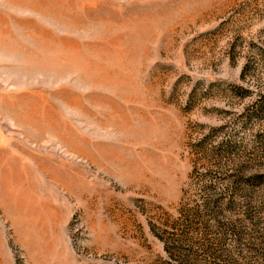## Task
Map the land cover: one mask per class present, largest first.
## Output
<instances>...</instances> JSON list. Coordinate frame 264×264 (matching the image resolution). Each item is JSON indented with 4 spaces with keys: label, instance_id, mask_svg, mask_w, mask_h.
<instances>
[{
    "label": "rangeland",
    "instance_id": "obj_1",
    "mask_svg": "<svg viewBox=\"0 0 264 264\" xmlns=\"http://www.w3.org/2000/svg\"><path fill=\"white\" fill-rule=\"evenodd\" d=\"M0 264H264V0H0Z\"/></svg>",
    "mask_w": 264,
    "mask_h": 264
}]
</instances>
